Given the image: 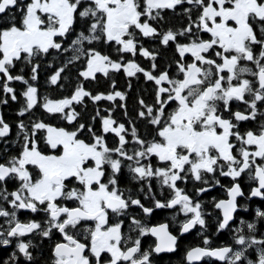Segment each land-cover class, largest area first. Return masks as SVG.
<instances>
[{
  "label": "snow or ice",
  "instance_id": "1",
  "mask_svg": "<svg viewBox=\"0 0 264 264\" xmlns=\"http://www.w3.org/2000/svg\"><path fill=\"white\" fill-rule=\"evenodd\" d=\"M0 92V264H264V0H0Z\"/></svg>",
  "mask_w": 264,
  "mask_h": 264
},
{
  "label": "trees",
  "instance_id": "2",
  "mask_svg": "<svg viewBox=\"0 0 264 264\" xmlns=\"http://www.w3.org/2000/svg\"><path fill=\"white\" fill-rule=\"evenodd\" d=\"M176 24H177V26H179V21H176ZM145 42L147 43V40ZM169 55H171L170 52H167V53L162 52L161 53L162 57L163 56H169ZM137 59L145 67L149 66L150 62L145 60L144 58L140 57L139 55H137ZM114 78L117 80L118 86L121 89L127 91L126 100H127V105L129 107V111L130 112H131V109L133 108V106H134V104L136 102V99H137L139 94L144 93L145 94V98L146 99H150L149 94H150V91H151V85L150 84H146L143 81L142 74L139 76V79L131 78L132 87L130 89L127 88V80L129 78L124 77L122 71L119 74H117ZM44 79H45V74H44V69L42 68L41 69V74L39 76V85H38L41 93H43L45 91ZM100 81H101V83L99 85L89 84V85H86V87H90V88L98 89V90L107 89L108 84L110 83V81H107L106 78H104L102 76L100 77ZM14 87L17 89V93H19V91L22 88V85H20L19 83H15ZM3 98H4V94L2 92H0V99H3ZM97 103L99 104V106H100V108L102 110L103 107L106 104H109L110 102L103 101V102H97ZM85 106H86V110H85ZM17 108H18V105L15 104L14 102H12L10 100V98H9V103L7 105L0 104V115H2L5 118L6 121H8L10 124L13 125L12 133L15 132L14 121H15V118H16L15 117V110ZM77 110L82 112V117H81L82 120H88L92 115H94L95 106L91 102H89L87 100V98H85V105H79L77 107ZM41 112H42L41 109H37V114H40ZM116 116L120 117L121 119H123L122 110L117 109L116 110ZM54 122H56V121H54ZM66 123H67L66 121L63 122V124H66ZM98 126H99V124H98V121H97V127Z\"/></svg>",
  "mask_w": 264,
  "mask_h": 264
},
{
  "label": "flooded vegetation",
  "instance_id": "3",
  "mask_svg": "<svg viewBox=\"0 0 264 264\" xmlns=\"http://www.w3.org/2000/svg\"><path fill=\"white\" fill-rule=\"evenodd\" d=\"M177 11H179V9H177ZM250 126H252L251 122L248 124H242V128H247ZM14 135H15V132L10 134L11 137H14ZM224 182L227 183V180H225ZM220 192H221V189L217 187L215 191L209 190L207 195L201 194L200 199L205 201V202H208L211 200L212 196H215ZM255 200H256V203H259V198H255ZM20 215H21V218H23V214L20 213ZM168 215H169L168 210H156L155 214L153 215V220L163 222L168 217ZM198 230L199 229L197 226V228L195 230H190V233H191L190 235L185 234L184 237L181 239V244L184 246H187V245H195L196 243H198L199 240L196 236V233ZM227 235L228 234L225 232L222 236H220V240L226 239ZM57 238H58V236H56V235L53 236L54 240ZM213 239L215 241V238H213ZM149 240H154V238L149 237ZM147 243H148V241H145L146 246H147ZM44 246H45V248H47V246H48L47 240L44 241ZM2 247L3 246H0V248H2ZM10 250L11 249H9V251ZM181 255H182L181 251H176L175 253H167V252L161 253V254H159V258H158L159 264H179V261L181 259ZM196 264H200V262H196Z\"/></svg>",
  "mask_w": 264,
  "mask_h": 264
}]
</instances>
